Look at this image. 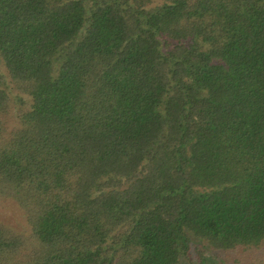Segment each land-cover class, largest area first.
I'll return each mask as SVG.
<instances>
[{"label": "trees", "instance_id": "trees-1", "mask_svg": "<svg viewBox=\"0 0 264 264\" xmlns=\"http://www.w3.org/2000/svg\"><path fill=\"white\" fill-rule=\"evenodd\" d=\"M2 199L0 264H264V0H0Z\"/></svg>", "mask_w": 264, "mask_h": 264}, {"label": "rangeland", "instance_id": "rangeland-1", "mask_svg": "<svg viewBox=\"0 0 264 264\" xmlns=\"http://www.w3.org/2000/svg\"><path fill=\"white\" fill-rule=\"evenodd\" d=\"M16 208L12 205L11 202L6 201V199L0 200V219L4 221H11L14 214H16ZM17 215V214H16ZM15 219V217H13ZM15 223V222H12ZM19 228H22L19 224V220L17 222ZM17 224H15L17 226ZM208 257L211 259L210 261H215L214 254H208Z\"/></svg>", "mask_w": 264, "mask_h": 264}]
</instances>
